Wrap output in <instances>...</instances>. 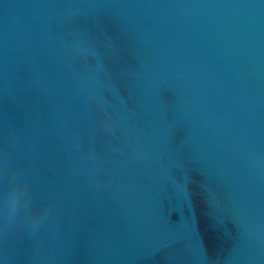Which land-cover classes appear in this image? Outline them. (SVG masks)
<instances>
[{"label": "water", "instance_id": "95a60500", "mask_svg": "<svg viewBox=\"0 0 264 264\" xmlns=\"http://www.w3.org/2000/svg\"><path fill=\"white\" fill-rule=\"evenodd\" d=\"M0 264H264V102L0 27Z\"/></svg>", "mask_w": 264, "mask_h": 264}]
</instances>
